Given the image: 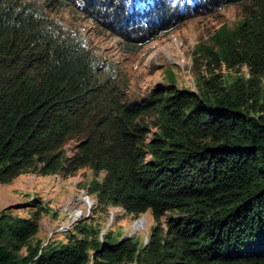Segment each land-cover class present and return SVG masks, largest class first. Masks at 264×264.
I'll use <instances>...</instances> for the list:
<instances>
[{
    "label": "trees",
    "instance_id": "1",
    "mask_svg": "<svg viewBox=\"0 0 264 264\" xmlns=\"http://www.w3.org/2000/svg\"><path fill=\"white\" fill-rule=\"evenodd\" d=\"M231 5L239 23L194 52L234 74L194 91L129 101L91 40L131 53ZM82 169L100 210L150 214L146 243L83 220L44 243L34 199L0 212V264H264V0H0V185Z\"/></svg>",
    "mask_w": 264,
    "mask_h": 264
},
{
    "label": "rangeland",
    "instance_id": "2",
    "mask_svg": "<svg viewBox=\"0 0 264 264\" xmlns=\"http://www.w3.org/2000/svg\"><path fill=\"white\" fill-rule=\"evenodd\" d=\"M242 17L241 5L227 6L214 13H201L185 19L170 33L161 34L131 53L119 48L118 40L98 36L92 31L91 40L94 49L104 55L105 64H111L116 75L114 81L119 82L126 98L135 101L148 96L154 88L167 84L194 91L197 79L200 76L209 77L211 69L224 78L234 74L224 67L213 69L194 51L198 44L209 45L211 37L222 28L232 29ZM195 58L197 61H194ZM241 71L245 72L244 69ZM146 121L150 126V118ZM93 176L88 169H82L69 178L21 175L9 185H0V212L7 207L21 205L20 209H13L14 214L28 218L34 211L31 202L34 199L42 202L49 209L41 217L38 233V238L44 243L67 242V235L81 220L98 225L103 234L110 231L146 243L154 226L150 214L134 218L120 208L100 210L95 197L87 192ZM79 210L84 211L83 216L75 220L69 231L61 232L60 228L69 216L79 214ZM141 219V229L134 231V223Z\"/></svg>",
    "mask_w": 264,
    "mask_h": 264
},
{
    "label": "built area",
    "instance_id": "3",
    "mask_svg": "<svg viewBox=\"0 0 264 264\" xmlns=\"http://www.w3.org/2000/svg\"><path fill=\"white\" fill-rule=\"evenodd\" d=\"M88 206V205H87ZM88 209V207H87ZM80 213L79 214H73L70 215L69 218L66 220L65 224H63L60 228L61 232H67L70 230V228L72 227V225L74 224L75 220L81 216H83V210H79Z\"/></svg>",
    "mask_w": 264,
    "mask_h": 264
},
{
    "label": "bare ground",
    "instance_id": "4",
    "mask_svg": "<svg viewBox=\"0 0 264 264\" xmlns=\"http://www.w3.org/2000/svg\"><path fill=\"white\" fill-rule=\"evenodd\" d=\"M144 219V218H143ZM135 225V229H134V231H136V230H139V229H141V226H142V224H143V220L141 219V220H139V221H137L136 223H134ZM132 231V230H131ZM133 231V232H134Z\"/></svg>",
    "mask_w": 264,
    "mask_h": 264
},
{
    "label": "water",
    "instance_id": "5",
    "mask_svg": "<svg viewBox=\"0 0 264 264\" xmlns=\"http://www.w3.org/2000/svg\"><path fill=\"white\" fill-rule=\"evenodd\" d=\"M22 206L21 205H17V206H11V209H20Z\"/></svg>",
    "mask_w": 264,
    "mask_h": 264
}]
</instances>
